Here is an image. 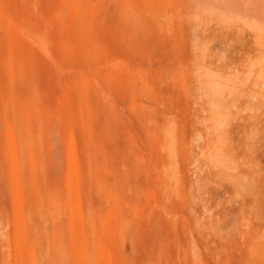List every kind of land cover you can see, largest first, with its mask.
<instances>
[{"label": "rangeland", "instance_id": "rangeland-1", "mask_svg": "<svg viewBox=\"0 0 264 264\" xmlns=\"http://www.w3.org/2000/svg\"><path fill=\"white\" fill-rule=\"evenodd\" d=\"M151 2L0 0V264H264V52Z\"/></svg>", "mask_w": 264, "mask_h": 264}, {"label": "bare ground", "instance_id": "bare-ground-1", "mask_svg": "<svg viewBox=\"0 0 264 264\" xmlns=\"http://www.w3.org/2000/svg\"><path fill=\"white\" fill-rule=\"evenodd\" d=\"M77 1L82 6L85 0ZM175 2L178 13L181 10L186 14L184 19L187 20L190 31L195 33L196 45L205 53H210V46L223 39L217 37L218 35L223 36L225 40L245 39L247 35L251 36L255 50L264 52V0H175ZM146 6L152 14L154 4L151 0H146ZM79 13L81 21L85 22L88 11L81 9ZM178 13L175 12V17H179ZM195 21H199L200 25H196ZM205 21H210V24H205ZM225 175L230 181L234 180L239 184L243 182L240 177L233 176V172L228 171Z\"/></svg>", "mask_w": 264, "mask_h": 264}]
</instances>
